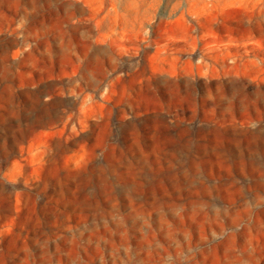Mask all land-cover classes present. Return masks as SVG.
I'll return each mask as SVG.
<instances>
[{
    "label": "rangeland",
    "instance_id": "rangeland-1",
    "mask_svg": "<svg viewBox=\"0 0 264 264\" xmlns=\"http://www.w3.org/2000/svg\"><path fill=\"white\" fill-rule=\"evenodd\" d=\"M0 264H264V0H0Z\"/></svg>",
    "mask_w": 264,
    "mask_h": 264
},
{
    "label": "bare ground",
    "instance_id": "bare-ground-1",
    "mask_svg": "<svg viewBox=\"0 0 264 264\" xmlns=\"http://www.w3.org/2000/svg\"><path fill=\"white\" fill-rule=\"evenodd\" d=\"M197 184H198V182H197V180H196V176H194V177L191 179L190 184H189L188 187H187V190H185V195H182V199H183V196H185V198H186L187 200L190 201V202H189V205H192V204H193V205H199V202H197L196 200L200 197L201 192H200V190L197 191V189H198ZM211 191L213 192L212 189H210V190H205L206 195H204V196H209V195H211ZM180 199H181V198H180ZM168 200H169V199H168ZM151 204H152V202L148 203L149 206H151ZM171 204H172V203H171ZM171 204H170V205H171ZM189 205H188V206H189ZM242 205H244V204H242ZM228 206H233V204L229 203ZM228 206H227V207H228ZM204 207H205V206H204ZM198 208H199V207H198ZM198 208H197V209H198ZM205 208H207V211H212V210H210V208H208V207H205ZM116 210H117L116 206L111 205V206H107V209H106V211H104V213H106V214H113ZM140 210H141V208H140ZM106 214H105V215H106Z\"/></svg>",
    "mask_w": 264,
    "mask_h": 264
},
{
    "label": "crops",
    "instance_id": "crops-1",
    "mask_svg": "<svg viewBox=\"0 0 264 264\" xmlns=\"http://www.w3.org/2000/svg\"><path fill=\"white\" fill-rule=\"evenodd\" d=\"M108 43H109V47L110 49L114 48L116 50H118V52H121L122 54L124 53L125 56H129L128 54H134L135 51H139L141 48V46H139L140 44L138 43H134L132 41L130 42H119L118 39H114V38H108ZM145 44V43H144ZM107 71H112L110 69H106Z\"/></svg>",
    "mask_w": 264,
    "mask_h": 264
}]
</instances>
